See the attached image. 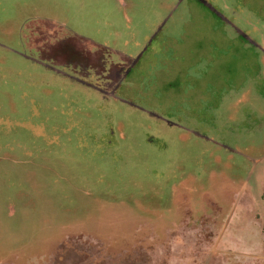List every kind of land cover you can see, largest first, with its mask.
Listing matches in <instances>:
<instances>
[{
	"label": "rangeland",
	"instance_id": "374dc122",
	"mask_svg": "<svg viewBox=\"0 0 264 264\" xmlns=\"http://www.w3.org/2000/svg\"><path fill=\"white\" fill-rule=\"evenodd\" d=\"M0 264H264V0H0Z\"/></svg>",
	"mask_w": 264,
	"mask_h": 264
},
{
	"label": "flooded vegetation",
	"instance_id": "af4514ba",
	"mask_svg": "<svg viewBox=\"0 0 264 264\" xmlns=\"http://www.w3.org/2000/svg\"><path fill=\"white\" fill-rule=\"evenodd\" d=\"M39 31L42 30L39 29ZM34 38H36V36H34ZM80 40L83 41L86 39L80 38ZM79 44L80 43H76L75 41L64 39L63 37L55 41L54 44L47 43L44 46V49L41 50L44 52H48V54L45 55L52 59V64L51 66L48 65V67L55 70V66H58V64H75L74 67H81L79 73L83 75L84 80L80 79L81 81L79 82L84 84L85 89L91 88L94 90H98L100 88L94 86L92 81L85 80L86 77H90L92 76V74H95L100 76V79H104L106 81L107 89L109 88L111 92H115L119 87V84L122 83L128 76V74L125 73V63L107 64V62L103 60V57L100 55L99 50L90 53L83 46H79ZM75 45L78 47L77 49H83L81 50L82 52H74ZM45 47L48 49V51ZM139 58L140 56L138 57V59ZM41 59L45 58L41 57Z\"/></svg>",
	"mask_w": 264,
	"mask_h": 264
}]
</instances>
